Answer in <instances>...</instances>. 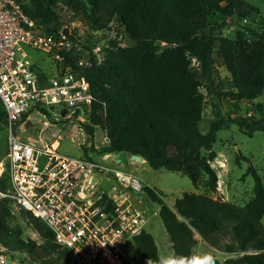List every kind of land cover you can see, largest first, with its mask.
<instances>
[{
	"label": "trees",
	"instance_id": "trees-1",
	"mask_svg": "<svg viewBox=\"0 0 264 264\" xmlns=\"http://www.w3.org/2000/svg\"><path fill=\"white\" fill-rule=\"evenodd\" d=\"M19 1L38 27L52 33L68 31L61 27L59 0ZM82 3L92 31H108L115 25L118 33L130 40L122 44L119 36L109 38L104 43L101 61L85 66L94 95L86 131L94 134L100 127L109 135L108 145L97 153L140 154L153 168L186 172L195 184L204 173L208 186L216 190L219 177L212 161L217 157L214 144L218 131L231 123H237L248 135L256 130L264 131V102L256 103L260 117L216 115L208 128L203 129L206 95L201 87L205 86L219 99L235 102L254 100L263 94L264 25L260 29L240 28L234 37L221 32L225 18L240 22L253 13L255 6L248 0H86ZM212 15L221 20L204 30ZM71 36L79 40L76 35ZM91 37L89 34L82 41L80 53L68 57L72 66L75 58L89 54L85 49L91 50L101 41ZM73 47L75 51L78 48ZM215 55L222 58L230 74L228 87L217 77ZM193 58L198 64L193 63ZM39 69L47 77L45 69ZM6 117L0 98V121L6 124ZM82 149V156L94 158L91 154L96 150L94 147L83 145ZM236 157L238 162L240 158L249 160L240 151ZM249 171L254 175L255 195L244 205L193 191L183 192L174 204H169L161 197V191L145 187L151 200L159 204L175 264H264V181L252 164ZM112 202L113 197L105 195L106 208L112 207ZM17 215L34 227L40 239L23 235L20 222H14ZM197 235L227 256L222 261L215 256L195 260ZM0 239L42 264H62L69 256L68 249L55 241L44 221L7 199H0ZM131 240L149 264H164L156 240L146 227L133 234Z\"/></svg>",
	"mask_w": 264,
	"mask_h": 264
},
{
	"label": "built area",
	"instance_id": "built-area-1",
	"mask_svg": "<svg viewBox=\"0 0 264 264\" xmlns=\"http://www.w3.org/2000/svg\"><path fill=\"white\" fill-rule=\"evenodd\" d=\"M72 34L75 36L70 28L47 32L38 27L19 0H0V98L8 130L0 171V199L30 211L47 224L55 241L69 251L62 264H124L125 248L132 235L145 227L148 211L124 192L99 187L101 175L114 174L128 192L137 190L147 195L145 187H154L115 162L116 151L97 153L109 143L106 132L100 142L92 139L83 143L96 149L91 151L93 159L62 153L54 141L43 143L41 129L39 133L30 130L25 137L17 132L21 122L31 120L34 111L29 110L44 114L48 111L42 109L46 108L94 137L95 131L90 134L85 128L94 101L85 74V66L90 64L85 56L75 58V66L69 63L68 57L73 58L78 49H83ZM74 45L78 46L76 51ZM29 49L51 57L55 73L50 75L45 63L34 59ZM91 50L85 49L101 61L103 49L96 46ZM193 63L198 64L196 58ZM37 66L45 69L47 77ZM96 157L111 158L115 166H107ZM107 194L113 197L109 208L104 203ZM20 254L23 259L27 257L26 252L0 239V264H15Z\"/></svg>",
	"mask_w": 264,
	"mask_h": 264
},
{
	"label": "rangeland",
	"instance_id": "rangeland-1",
	"mask_svg": "<svg viewBox=\"0 0 264 264\" xmlns=\"http://www.w3.org/2000/svg\"><path fill=\"white\" fill-rule=\"evenodd\" d=\"M82 1L86 0H59L57 4V10L62 22L61 27L72 29L78 37V41H80L79 47L82 46V41L84 42L85 37L89 34H92V39H96L97 37L101 39L94 47L100 46L102 49L104 43H107L109 38L115 36H119L122 44L130 43V40H127L122 32L118 33L115 25L108 31H92L86 18ZM248 1L255 6L253 13L240 22L231 17L225 18L226 24L221 30L222 34L234 37L236 30L240 28L248 29V27H254L260 29L264 25V0ZM218 20H221V18L217 15L208 17V23L204 30H207L210 25L216 24ZM163 47L164 44L159 49L161 50ZM80 50L78 49V53H80ZM29 51L34 59L42 60L45 63L46 70L50 75L55 73V68L50 66L53 63L51 57L39 55L33 49H29ZM81 56H85L89 64L91 59L94 61V64L99 62V58H92L91 52L86 55L82 54ZM222 62V58L216 56L217 77L228 87L230 74ZM201 90L206 95L203 112L204 119L201 124L203 129L208 128L209 122L216 115L227 116L230 113L231 115L242 114L260 117V114L256 113L257 102H253L252 100L235 102L219 99L215 94L208 92L205 86H202ZM256 101L264 102V92ZM33 111L30 114L31 120L21 122L17 127V132L25 137L30 132V127L36 125L37 128L41 129L40 138L42 142L50 144L51 141L57 140L59 151L65 154L81 156L83 154V143H88L92 139L100 142L103 139L104 132L108 135L107 131L97 127L94 137H92L82 131L76 123L61 117L59 114H55L53 111H48L44 114L37 112V109ZM44 121H47V123H44ZM7 146L8 130L6 124L0 121V164L3 162ZM214 147L217 151V157L212 161V166L217 170L219 177L216 190H212L208 186L207 177L204 173L199 175L198 183L195 184L191 177L182 170L173 171L165 167L156 169L151 167L146 160L133 161L129 157L128 164L122 168L138 174L154 188L161 191V197L169 204H174L176 198L181 196L183 192L193 191L210 195L216 199L244 205L255 195V179L254 175L249 171L250 164L258 169L264 181V131L256 130L253 135H248L239 128L237 123H231L229 126L223 127L218 131ZM239 151L246 155L249 160L240 158L238 162L236 156ZM96 159L107 166H115L111 158L102 159L96 157ZM98 186L111 191L124 192L125 195H129L131 201L147 209L146 229L153 234L164 264H175L174 251L164 223L159 215V204L149 199L143 191H126V189L120 186L114 174H102ZM17 221L20 222L24 229V236L40 239L39 233L34 227L25 220H22L18 215L14 219L15 223ZM262 221L264 223V215ZM125 254L124 264H149V261L141 255L133 240H130L126 246ZM22 255H19V261L15 264H42L39 260L31 258L28 254L26 257L27 261H24L25 257L23 259ZM203 256H215L222 261L227 256V253L209 244L200 235H197V243L194 246V259L196 260Z\"/></svg>",
	"mask_w": 264,
	"mask_h": 264
},
{
	"label": "water",
	"instance_id": "water-1",
	"mask_svg": "<svg viewBox=\"0 0 264 264\" xmlns=\"http://www.w3.org/2000/svg\"><path fill=\"white\" fill-rule=\"evenodd\" d=\"M93 64H94V61L92 60V61L90 62V65H93ZM65 112H66V111L64 110V111L62 112V114L65 115ZM30 130H31L33 133H39V131H40V129L37 128L35 125L31 126V127H30ZM129 157H130L131 159H135V160H137V161H142V160H144V158H143L142 155L134 153V154H130V156H129V154H128L126 151H118V152L116 153V155L113 157V160H114L115 162H117L118 164H120V165H124V166H126V165L128 164ZM97 178H98V176L96 175V176L94 177V179H97Z\"/></svg>",
	"mask_w": 264,
	"mask_h": 264
},
{
	"label": "bare ground",
	"instance_id": "bare-ground-1",
	"mask_svg": "<svg viewBox=\"0 0 264 264\" xmlns=\"http://www.w3.org/2000/svg\"><path fill=\"white\" fill-rule=\"evenodd\" d=\"M53 145H54V146L58 145V141H57V140H54ZM0 171H1V164H0Z\"/></svg>",
	"mask_w": 264,
	"mask_h": 264
},
{
	"label": "crops",
	"instance_id": "crops-1",
	"mask_svg": "<svg viewBox=\"0 0 264 264\" xmlns=\"http://www.w3.org/2000/svg\"><path fill=\"white\" fill-rule=\"evenodd\" d=\"M258 98V97H257ZM257 98H255L254 100H252L253 102H261V101H256L257 100ZM49 111H55V110H49ZM145 160V159H144Z\"/></svg>",
	"mask_w": 264,
	"mask_h": 264
}]
</instances>
